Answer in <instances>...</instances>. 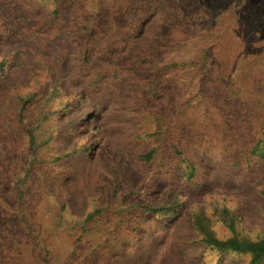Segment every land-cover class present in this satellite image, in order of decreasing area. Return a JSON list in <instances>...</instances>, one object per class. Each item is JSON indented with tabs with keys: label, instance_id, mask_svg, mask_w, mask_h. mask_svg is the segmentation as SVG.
Returning a JSON list of instances; mask_svg holds the SVG:
<instances>
[{
	"label": "rangeland",
	"instance_id": "rangeland-1",
	"mask_svg": "<svg viewBox=\"0 0 264 264\" xmlns=\"http://www.w3.org/2000/svg\"><path fill=\"white\" fill-rule=\"evenodd\" d=\"M132 2L0 0V61L8 62L0 76V264H249L237 255L220 261L199 243L196 213L220 239L234 235L224 210L240 236L264 239V159L251 154L259 141L264 148V0H226L224 13L186 32L162 13L181 1H142L165 18L147 69H133L116 42L127 36ZM85 20L98 28L86 33ZM108 34L116 38L103 49ZM90 45L95 59L77 76L73 65ZM112 48L125 56L121 78L95 85ZM34 92L24 127L19 99ZM27 127L37 128L35 155ZM174 142L196 166L193 179ZM177 203L167 218L136 207Z\"/></svg>",
	"mask_w": 264,
	"mask_h": 264
},
{
	"label": "trees",
	"instance_id": "trees-1",
	"mask_svg": "<svg viewBox=\"0 0 264 264\" xmlns=\"http://www.w3.org/2000/svg\"><path fill=\"white\" fill-rule=\"evenodd\" d=\"M59 3V0H55ZM132 4L129 8V11L133 14L132 16H125L124 26L127 31L126 37H120L116 38L115 36H111L108 34L106 38L102 41L103 49L110 47L115 38L117 39L116 42L119 46H121L119 49H122L120 53L128 55H131L129 62L131 67L133 69L138 68H144L147 69L151 66H154L156 63L155 61L158 58V51L157 47L160 44V41L163 37L159 36L157 34V31L160 27V24H162L163 20L165 18L157 19V13L160 11L159 7L156 6H149L147 4L144 5L142 1L144 0H132ZM181 3L180 5L176 7H166L162 13H172L171 16V22L172 23H180L181 22V30L182 32L186 31H193L195 29H198L201 25L206 24V22H209L210 20L214 19L215 17H218V15H221L224 13L222 10L224 9V3L226 0H179ZM184 1V3H182ZM58 10V8H57ZM56 10V11H57ZM128 11V12H129ZM58 13V12H56ZM156 15V16H155ZM87 20H85L86 22ZM84 21H82L83 23ZM105 25V23H102ZM97 23L87 21L85 25L83 26V30L87 32H91L92 27H97ZM101 26V25H99ZM106 26L102 28L103 30L106 29ZM99 33L103 30L98 29ZM78 34H74L73 37L76 38ZM135 43V44H134ZM135 45L137 48H134ZM134 48V52H131V48ZM120 53L114 51V48L109 49L106 53L107 56H110V54L113 56L112 62H110L109 66L107 68H103L100 70L99 74L95 77V85H98L100 77L103 76H110L115 77L114 82L119 81V78H121V73H123L124 68L122 67V63L120 62L121 57H125L124 55L120 56ZM93 48L92 45L85 48V51L81 53V58H83V62L80 64L76 62L73 67H76V74L77 76L81 75V73L89 67L88 65L91 62V59L93 56ZM104 57V56H103ZM7 61L3 59L0 61V76L6 77V66ZM79 64V66H78ZM156 75L153 74L152 76V82L153 84L151 86V90L147 91V94H151L153 91V88H155V82L157 81ZM132 79V78H131ZM150 82V80H149ZM136 85L138 87H144L148 85L147 82H137ZM59 87L56 85V87L52 90V96L54 99L59 98ZM144 92V91H143ZM92 98H96L94 96V92H90ZM38 92L31 93L27 95L26 97H21L20 104H21V110H20V119L22 125L25 127L24 117H25V111L27 109V106L32 104L37 98H38ZM144 97V96H143ZM145 99H143V102ZM132 104V103H131ZM139 104V102L136 100L132 105L136 106ZM45 117L41 118V120H38V125L42 127L49 119V116L46 114ZM147 117V116H146ZM150 119L149 117L146 118ZM156 122L158 120L155 119ZM160 121V118H159ZM146 122V121H145ZM159 124V122H158ZM38 127V126H36ZM37 128L27 127L26 128V134L29 138V147L34 153L36 154L37 150L39 149V145L37 144V135H36ZM148 137L155 136L156 134H145ZM140 137V135H138ZM263 141H259L255 148L252 151L253 156H258L261 159H264V148H263ZM90 149L83 148V153L86 155L90 153ZM172 151L177 156L181 157L179 164L184 167V170L187 172V176L189 179H193L196 177V166L188 159L183 156V151L181 150V147L174 142L172 144ZM156 154V149H150L148 152H144L142 154V159L146 162H151L154 160ZM67 157H71V154H67ZM114 171V169L111 168V172ZM116 175V174H115ZM138 209L142 210L145 214H151L160 218H167V217H174L178 214V209L180 207V204H169V205H159L158 207H151V206H145V205H138L136 206ZM65 209V207H64ZM94 215L91 214L88 216L86 221L93 220ZM64 218L62 217V220ZM221 221L225 223L231 232L234 234L230 238L227 239H220L215 231L213 230L209 218H207L202 213H196L193 216V226L194 230L199 238L200 245L204 248L205 251H209L211 253H216L219 255V260L221 261L225 256L230 255H237V256H243V257H249L250 261L249 264H264V239H260L258 241H254L252 239H249L247 237L240 236L236 231V220L235 218H232L230 216V212L228 210H224L221 216Z\"/></svg>",
	"mask_w": 264,
	"mask_h": 264
}]
</instances>
